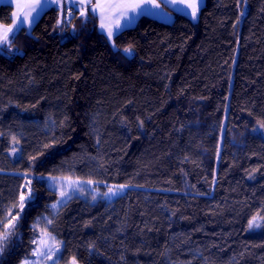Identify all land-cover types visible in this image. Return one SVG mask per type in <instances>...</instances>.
<instances>
[{
  "label": "trees",
  "instance_id": "obj_1",
  "mask_svg": "<svg viewBox=\"0 0 264 264\" xmlns=\"http://www.w3.org/2000/svg\"><path fill=\"white\" fill-rule=\"evenodd\" d=\"M262 125L264 0L143 15L112 43L90 5L48 9L0 44V264L33 257L43 219L56 264H264ZM51 176L132 190L55 213Z\"/></svg>",
  "mask_w": 264,
  "mask_h": 264
},
{
  "label": "crops",
  "instance_id": "obj_2",
  "mask_svg": "<svg viewBox=\"0 0 264 264\" xmlns=\"http://www.w3.org/2000/svg\"><path fill=\"white\" fill-rule=\"evenodd\" d=\"M167 1V4L172 6L176 12L193 15L192 7L177 1L176 4H173V0ZM158 3H161V0H151V2L144 4L145 6H142L138 0L129 5L125 4L123 0H0V7L4 4L13 7V23L10 26L0 24V44H8L15 34L23 28H26L30 33L44 12L52 7L62 11L65 21L70 18L73 10L84 9L90 5L92 12L98 17L99 30L109 37V33L103 28L108 27L112 37H114L121 30L134 26L139 17L143 15L154 17L153 15L159 12ZM204 3L205 0H202L199 5L196 6L195 4V15ZM135 5H139V7H132ZM105 22L109 23L110 26H106Z\"/></svg>",
  "mask_w": 264,
  "mask_h": 264
},
{
  "label": "rangeland",
  "instance_id": "obj_3",
  "mask_svg": "<svg viewBox=\"0 0 264 264\" xmlns=\"http://www.w3.org/2000/svg\"><path fill=\"white\" fill-rule=\"evenodd\" d=\"M125 4L129 5L135 0H123ZM142 6L151 2V0H138ZM180 2L189 6L190 4L199 5L202 0H173V4ZM167 0H161L158 3L157 9L159 12L153 16L157 19H161L164 22L172 23L174 20V13L176 10L167 4ZM204 5V4H203ZM245 12V11H244ZM243 12V14H244ZM110 14V13H109ZM124 16V14H121ZM192 16L196 19V15ZM106 26H110L109 23L105 22ZM109 33L108 27H103ZM112 34V33H111ZM113 35H109L108 39L113 42ZM5 45V44H4ZM129 51L125 52L128 57L134 55V50L128 48ZM49 187L57 193L58 200L53 206L54 212L57 213L59 209L66 204L69 200L79 198L84 201H88L91 204H97L99 202H112L121 195H124L128 191L132 190L130 187L99 183L95 181L83 180L74 177H63V176H51L47 178ZM51 222L48 219H43L38 224L39 237L37 239L36 249L34 250L33 257L26 260L23 264H56L62 243L53 235L51 232ZM261 221L254 219L250 223V230H258L260 228Z\"/></svg>",
  "mask_w": 264,
  "mask_h": 264
},
{
  "label": "snow or ice",
  "instance_id": "obj_4",
  "mask_svg": "<svg viewBox=\"0 0 264 264\" xmlns=\"http://www.w3.org/2000/svg\"><path fill=\"white\" fill-rule=\"evenodd\" d=\"M132 7H139V5H135V6H132ZM189 7H192L193 8V15H195V4H190ZM93 11H95V9H93ZM109 35H111V32H109ZM126 52L129 51V49H125ZM262 127H264V125H262Z\"/></svg>",
  "mask_w": 264,
  "mask_h": 264
}]
</instances>
